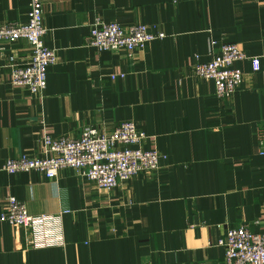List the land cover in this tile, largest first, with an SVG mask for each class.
<instances>
[{
  "label": "crops",
  "instance_id": "0c3cea01",
  "mask_svg": "<svg viewBox=\"0 0 264 264\" xmlns=\"http://www.w3.org/2000/svg\"><path fill=\"white\" fill-rule=\"evenodd\" d=\"M43 3L45 43L58 57L43 93L12 82L7 56L27 64V42L0 41V167L22 154L42 157L46 135L108 133L124 121L147 134L144 149L166 157L159 170L110 190L69 168L56 178L0 170V215L15 196L33 215L60 217L58 244L41 248L0 219V264H223L218 240L229 228L264 229V0ZM28 11V0H0V24L25 23ZM98 19L165 36L131 56L99 50L87 43ZM213 41L249 56L225 99L193 71L211 59Z\"/></svg>",
  "mask_w": 264,
  "mask_h": 264
},
{
  "label": "built area",
  "instance_id": "2783aa9c",
  "mask_svg": "<svg viewBox=\"0 0 264 264\" xmlns=\"http://www.w3.org/2000/svg\"><path fill=\"white\" fill-rule=\"evenodd\" d=\"M28 5L25 23L0 24V41L27 42L31 48L27 64L18 63L14 54L7 56L12 82L34 94H41L47 87L49 67L58 57L56 50L45 43L48 29L44 24L43 0H28ZM164 36V33H152L146 24L126 28L116 21L98 19L92 25L87 43L99 50H125L131 56ZM212 46L215 50L211 52V59L197 62L193 71L200 78L214 81L215 94L219 98H229L243 81V71L238 63L249 56L236 43L213 41ZM257 135L260 153L264 154V122L258 125ZM146 138L147 134L133 121L121 122L108 133L86 127L78 136L46 135L42 157L22 154L9 158L0 170L9 173L36 170L48 178H56L62 169L69 168L98 187L110 190L141 172L159 170L161 160L166 156L157 150L144 149L141 143ZM0 219L27 230L30 244L35 248L58 244L60 217L33 215L26 203L15 196L7 198ZM218 244L225 248L223 264H264V229L254 231L248 225L229 228Z\"/></svg>",
  "mask_w": 264,
  "mask_h": 264
},
{
  "label": "rangeland",
  "instance_id": "374dc122",
  "mask_svg": "<svg viewBox=\"0 0 264 264\" xmlns=\"http://www.w3.org/2000/svg\"><path fill=\"white\" fill-rule=\"evenodd\" d=\"M46 176V175H45ZM47 177V176H46ZM113 189V188H112Z\"/></svg>",
  "mask_w": 264,
  "mask_h": 264
}]
</instances>
